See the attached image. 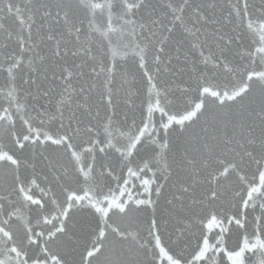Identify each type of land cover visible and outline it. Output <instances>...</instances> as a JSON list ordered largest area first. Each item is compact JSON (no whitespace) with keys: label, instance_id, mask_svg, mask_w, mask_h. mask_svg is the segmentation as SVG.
<instances>
[{"label":"snow or ice","instance_id":"6c2138e0","mask_svg":"<svg viewBox=\"0 0 264 264\" xmlns=\"http://www.w3.org/2000/svg\"><path fill=\"white\" fill-rule=\"evenodd\" d=\"M0 264H264V0H0Z\"/></svg>","mask_w":264,"mask_h":264}]
</instances>
